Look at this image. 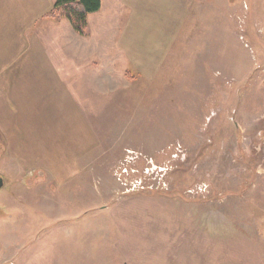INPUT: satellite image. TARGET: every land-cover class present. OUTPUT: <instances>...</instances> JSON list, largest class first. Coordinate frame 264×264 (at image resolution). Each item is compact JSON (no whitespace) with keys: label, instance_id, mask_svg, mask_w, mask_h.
Here are the masks:
<instances>
[{"label":"rangeland","instance_id":"rangeland-1","mask_svg":"<svg viewBox=\"0 0 264 264\" xmlns=\"http://www.w3.org/2000/svg\"><path fill=\"white\" fill-rule=\"evenodd\" d=\"M195 1L156 67L79 84L57 165L0 162V264H264V0Z\"/></svg>","mask_w":264,"mask_h":264},{"label":"crops","instance_id":"crops-1","mask_svg":"<svg viewBox=\"0 0 264 264\" xmlns=\"http://www.w3.org/2000/svg\"><path fill=\"white\" fill-rule=\"evenodd\" d=\"M54 1L0 0V137L5 149L0 162L6 159L21 175L42 163L57 165L58 150L81 144L77 134L89 132L75 102L79 84L97 80L108 62L113 69L117 61L156 67V56L163 60L175 27L158 25L174 21L196 3L100 0L99 11L88 16L86 35L79 36L68 21L45 17ZM116 20L122 27L114 34Z\"/></svg>","mask_w":264,"mask_h":264},{"label":"trees","instance_id":"trees-1","mask_svg":"<svg viewBox=\"0 0 264 264\" xmlns=\"http://www.w3.org/2000/svg\"><path fill=\"white\" fill-rule=\"evenodd\" d=\"M99 9L100 0H55L45 17L55 21L66 20L77 35L85 36L88 16Z\"/></svg>","mask_w":264,"mask_h":264},{"label":"water","instance_id":"water-1","mask_svg":"<svg viewBox=\"0 0 264 264\" xmlns=\"http://www.w3.org/2000/svg\"><path fill=\"white\" fill-rule=\"evenodd\" d=\"M3 183H2V179L0 178V188L2 187Z\"/></svg>","mask_w":264,"mask_h":264}]
</instances>
